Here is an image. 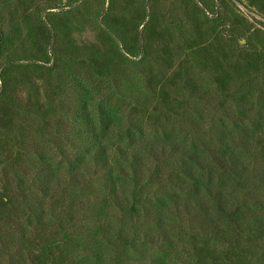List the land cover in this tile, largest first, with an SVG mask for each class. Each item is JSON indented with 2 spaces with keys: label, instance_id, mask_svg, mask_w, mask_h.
Listing matches in <instances>:
<instances>
[{
  "label": "rangeland",
  "instance_id": "obj_1",
  "mask_svg": "<svg viewBox=\"0 0 264 264\" xmlns=\"http://www.w3.org/2000/svg\"><path fill=\"white\" fill-rule=\"evenodd\" d=\"M0 264H264V0H0Z\"/></svg>",
  "mask_w": 264,
  "mask_h": 264
},
{
  "label": "trees",
  "instance_id": "obj_2",
  "mask_svg": "<svg viewBox=\"0 0 264 264\" xmlns=\"http://www.w3.org/2000/svg\"><path fill=\"white\" fill-rule=\"evenodd\" d=\"M174 147H177L176 145H174ZM182 152L184 150H181ZM185 153V156L187 157H190V159H194L196 156L195 154H190L188 153L187 151H184ZM192 155V156H191ZM108 153H107V146L103 143L102 140H100V137L99 135L97 134V158L101 161L102 165L103 166H108ZM223 155H221L219 157L220 160L224 161L223 159ZM195 166H198L199 168L201 167L200 164H198L197 162H195ZM181 173L183 174V176L187 177L188 179H190V181L192 182V188H191V191H192V196H191V200H192V203L191 201H187L185 202L186 204H184L185 206H192L194 204H196L197 206H199V203H201V197L199 195V191H205L207 194H210V187H208L207 185L203 186L201 185V181H200V174H197V171H192L190 170L189 167L187 166H184L183 167V170L181 171ZM182 183H185L181 180ZM202 188H201V187ZM114 196L115 198H118L119 201L122 199H128V195L123 192V190H117L116 188L114 189ZM211 195V194H210ZM209 195V196H210ZM220 198V197H219ZM175 206H178V204L176 203ZM195 206V205H194ZM201 207H203L202 205H200Z\"/></svg>",
  "mask_w": 264,
  "mask_h": 264
}]
</instances>
